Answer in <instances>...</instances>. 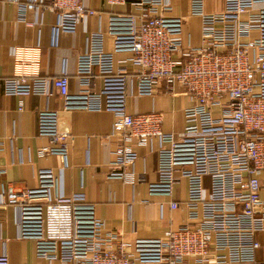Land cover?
Returning a JSON list of instances; mask_svg holds the SVG:
<instances>
[{"label": "built area", "instance_id": "2783aa9c", "mask_svg": "<svg viewBox=\"0 0 264 264\" xmlns=\"http://www.w3.org/2000/svg\"><path fill=\"white\" fill-rule=\"evenodd\" d=\"M130 2L136 11L108 16L112 51L104 49L100 28L87 34L77 60V74L87 87L71 93L64 71L56 76L21 72L3 78V91L49 95L53 88L66 109L112 111L116 145L108 176L127 183L146 180L133 167L136 146L151 148L156 138L157 177L148 181V191L170 195L160 210L183 203L186 218L167 227L162 237L124 239L104 228L84 193L52 195L58 178L52 167L37 170L35 187L2 189L1 213L16 208L19 236L33 239L36 254L49 264L56 259L71 264H264L257 256V235L264 232V0H190L191 12L200 17L198 45H183L185 19L164 14L168 0ZM41 10L56 13L55 38L97 14L84 0L17 1L21 20ZM116 51L130 56L116 64ZM26 63L24 58L17 62ZM95 77L101 80L98 88ZM129 80L138 94L154 93L160 81L172 93L181 86L179 92L189 98L184 126L164 131L161 111L128 112ZM37 131L50 140L37 147V154L56 153L66 163L68 134L58 128L57 110L38 112ZM181 179L186 181L182 202L172 197ZM0 264H10L6 253H0Z\"/></svg>", "mask_w": 264, "mask_h": 264}, {"label": "crops", "instance_id": "0c3cea01", "mask_svg": "<svg viewBox=\"0 0 264 264\" xmlns=\"http://www.w3.org/2000/svg\"><path fill=\"white\" fill-rule=\"evenodd\" d=\"M17 1L0 0V193L13 186L16 189L35 187L37 170L52 167L57 173V186L53 194L70 195L82 192L86 201L94 204L95 214L104 222L106 230L118 232L124 239L135 237H162L167 227L175 226L186 218L183 203L175 209L164 205L170 195L149 193L147 183L157 177V139L148 145L136 146L137 157L134 169L144 172L146 180L134 184L108 176V163L116 145L112 134L115 115L106 109H66L62 96L56 89L44 94H6L2 80L15 73H33L56 76L63 71L69 78L68 88L76 93L87 87L86 81L77 74V60L86 49V37L91 31H104L103 47L113 50V36L107 32L108 16L115 12H134L136 7L130 0L124 4L109 5L105 0H84L87 7H93L97 14L87 15L73 32H61L55 38L53 25L57 20L55 12L41 10L27 13L26 21L18 18ZM168 15L184 17L183 45H198L201 42L200 17L191 12L190 0H168ZM130 52L116 51V64L128 59ZM34 57V58H33ZM24 58L26 64H17ZM33 58V60H31ZM36 58V59H35ZM31 60V61H28ZM129 66V61L126 60ZM95 88L101 80L95 77ZM168 91L160 81L152 94H138L131 80L127 83L126 109L131 113L159 110L163 113L164 131L180 130L185 123L183 109L189 104L186 94ZM20 101L22 107H20ZM52 108L58 113V128L68 134L66 163L56 153L39 156L37 147L50 143L46 135L37 131L38 112ZM173 198L181 202L186 198V181L175 184ZM163 213V214H162ZM261 246L257 256L264 259V232L259 233ZM0 253H6L10 264H49L48 260L36 254L31 238L19 236L16 208L8 206L0 211ZM53 264H71L56 259ZM155 264V263H150Z\"/></svg>", "mask_w": 264, "mask_h": 264}]
</instances>
